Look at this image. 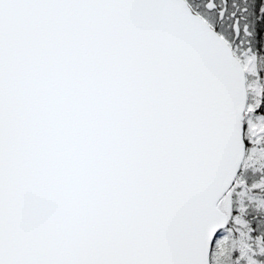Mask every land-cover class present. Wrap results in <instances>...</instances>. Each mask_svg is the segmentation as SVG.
<instances>
[{"label":"snow or ice","instance_id":"1","mask_svg":"<svg viewBox=\"0 0 264 264\" xmlns=\"http://www.w3.org/2000/svg\"><path fill=\"white\" fill-rule=\"evenodd\" d=\"M0 264H264V0H0Z\"/></svg>","mask_w":264,"mask_h":264}]
</instances>
